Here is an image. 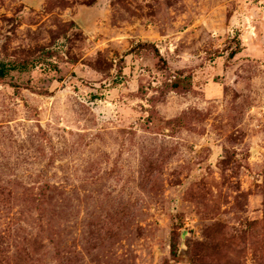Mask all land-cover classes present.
<instances>
[{
	"label": "rangeland",
	"instance_id": "obj_1",
	"mask_svg": "<svg viewBox=\"0 0 264 264\" xmlns=\"http://www.w3.org/2000/svg\"><path fill=\"white\" fill-rule=\"evenodd\" d=\"M0 264H264V0H0Z\"/></svg>",
	"mask_w": 264,
	"mask_h": 264
},
{
	"label": "trees",
	"instance_id": "obj_2",
	"mask_svg": "<svg viewBox=\"0 0 264 264\" xmlns=\"http://www.w3.org/2000/svg\"><path fill=\"white\" fill-rule=\"evenodd\" d=\"M7 74V70H5V67L0 68V77L3 78Z\"/></svg>",
	"mask_w": 264,
	"mask_h": 264
}]
</instances>
